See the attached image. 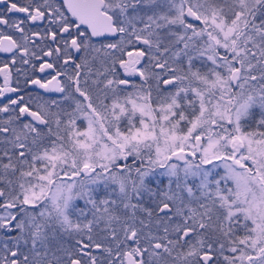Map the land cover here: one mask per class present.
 Wrapping results in <instances>:
<instances>
[{
    "label": "snow or ice",
    "instance_id": "6c2138e0",
    "mask_svg": "<svg viewBox=\"0 0 264 264\" xmlns=\"http://www.w3.org/2000/svg\"><path fill=\"white\" fill-rule=\"evenodd\" d=\"M0 5V264H264V0Z\"/></svg>",
    "mask_w": 264,
    "mask_h": 264
},
{
    "label": "flooded vegetation",
    "instance_id": "af4514ba",
    "mask_svg": "<svg viewBox=\"0 0 264 264\" xmlns=\"http://www.w3.org/2000/svg\"><path fill=\"white\" fill-rule=\"evenodd\" d=\"M19 3H24V0H18ZM4 8V5H0V9ZM10 16L12 17H23V14H20V13H11L9 14ZM3 31L5 32H10L9 29L7 28H3ZM4 63H8L9 64V67L10 68H13V79L16 78V73H15V67L16 66H13L11 65V57H10V54L8 53H0V67L3 66ZM37 75H39V73H37ZM2 80H3V77L0 76V83H2Z\"/></svg>",
    "mask_w": 264,
    "mask_h": 264
},
{
    "label": "rangeland",
    "instance_id": "374dc122",
    "mask_svg": "<svg viewBox=\"0 0 264 264\" xmlns=\"http://www.w3.org/2000/svg\"><path fill=\"white\" fill-rule=\"evenodd\" d=\"M4 102H6V101H4Z\"/></svg>",
    "mask_w": 264,
    "mask_h": 264
}]
</instances>
